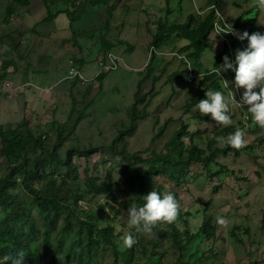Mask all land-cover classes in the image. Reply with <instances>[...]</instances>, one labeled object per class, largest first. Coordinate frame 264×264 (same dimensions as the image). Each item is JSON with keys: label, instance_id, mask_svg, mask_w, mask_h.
Returning a JSON list of instances; mask_svg holds the SVG:
<instances>
[{"label": "rangeland", "instance_id": "1", "mask_svg": "<svg viewBox=\"0 0 264 264\" xmlns=\"http://www.w3.org/2000/svg\"><path fill=\"white\" fill-rule=\"evenodd\" d=\"M82 1L84 0H75L68 4L66 0H54L49 3L31 0L30 7L25 9L16 7L14 15L7 18V9L15 6L12 0H0V80L50 86L59 83L71 66L89 69L91 74L86 70L87 76H93L97 71L96 63L106 52L103 42H114L119 39L116 37L117 34L124 35L126 32L124 30L128 26L123 25L125 17L135 16L146 6L145 0L140 2L116 0L114 7L121 11L116 15L118 17L116 22L120 20V23L110 24L108 27L106 8L104 12L102 8L97 10L86 8L83 19L73 27L64 16L58 17L53 24L43 23L48 14L55 15L67 9L79 12L74 4ZM207 1L194 0L186 4L182 3L183 0H161V4L155 7L154 17L147 15V11L145 15L149 20L144 15L139 16L144 20L139 18L133 20L135 25H138L137 21L148 20L147 25L140 30L128 28L129 32L139 31L147 34L148 38L144 42L131 38L132 43L136 44L133 50L122 49L124 46H120L116 51H120L123 56L124 66L106 74L101 83L95 80L87 86H78L63 82L49 94L27 90L20 95L0 97V129L7 133L17 129L21 124H26L24 137L17 149L22 153L18 163L20 165L24 162L31 163L40 156L42 149L36 145L39 138L47 151H52L59 145V156H64L66 150L72 146L99 147V152L89 158L83 156L72 158L73 165L80 175L76 176L78 184L81 186L86 182V173L89 178L101 182L111 177L112 190L107 199L113 205L118 203L122 206L123 199L127 198L126 186L130 184L129 179L133 172L128 170L122 158L114 155L110 148L118 134L129 126L128 111L135 103L137 84L143 81L144 74H147L150 68L147 49L152 34L157 32L161 24H184L190 16L201 19L200 17L207 13ZM219 12L229 22L230 28L235 26L243 14H251L249 20L256 18L255 26L264 31V11L251 6V1L222 0ZM191 14H195L196 17ZM224 37L227 38L231 45L230 51L233 52L232 40L225 35ZM224 37L212 34L207 39L209 51L201 60L203 71L213 67L212 58L223 51L226 44ZM132 43L127 45L133 46ZM186 43L184 40L172 38L162 50L165 53L176 52ZM10 60L16 65L6 71L3 79L1 78L3 63ZM192 62L199 68L198 62ZM204 62L206 63L203 64ZM182 67L181 62L168 57L153 61L149 77L153 80L161 75L153 88L158 96L147 110V117L139 121L134 135L126 139L128 148L122 142H118L119 148L116 147V152L120 154L125 147L128 154L139 155L144 161V168H140L142 173L147 171L151 163L157 168H162L164 158V162H170L167 168L171 170L180 160L178 153L175 152L179 137L176 140V135L186 123L185 120L195 124L192 128L197 130L194 132L196 133L194 145L205 150L207 154L227 146L219 138H226L237 129H242L245 133V145L241 147L243 151L240 154L236 155L233 151L225 157L220 155L211 164L194 163L193 166L186 168L182 166L181 173L177 177H172L174 180L166 175L152 176L151 190L159 192L161 196L170 192L179 203L180 210L176 220L182 234L187 229L193 235L198 234L208 209V216L213 218V224L218 228L217 237L208 241L199 236L185 252H181L172 237L154 239L143 233H136L140 240L139 245L126 248L122 245V239L128 231V217L127 212H122L121 218L113 220L115 226L124 225L119 233L118 255L110 248H102L97 253L98 259L90 264H264V128L255 123L243 127V122H237L238 125L231 124L234 125L233 131H224L226 126L217 127L216 122L199 124L196 118L202 120V117L198 111L189 117L191 113L186 109L197 100L201 91L221 93L222 91L214 87L205 88L202 85L198 87L199 83L192 86L179 83L174 74ZM150 90L151 82H142L143 94H148ZM143 109L144 105L138 106L139 111L142 112ZM17 131L18 129L15 134ZM28 133H31V136ZM217 133L218 136L215 135ZM180 141L185 150L182 153L186 154L191 144L190 139L188 136H182ZM1 149L0 145V177H3L7 170L2 166L5 157L1 154ZM51 168L48 165L47 172H50ZM32 183L40 182L36 179ZM134 183L138 185L137 180ZM10 194L16 201L26 203L32 210L29 224L23 227L31 234V248L36 263H39L44 254L43 221L35 208L33 198L23 186L14 183L10 187ZM101 199L92 200L86 196L88 203L84 202L81 205L87 206L88 210L85 212L98 211L103 202ZM217 217H224L228 221L227 225H218ZM174 222L160 223L157 230H165ZM185 222L189 223V227ZM61 225L60 221L58 228ZM57 233L53 225L49 240L52 251L45 257V263L50 264V258L58 257L60 260L57 258L56 264H69V258L72 257L70 252L61 253L57 250ZM75 239L76 236H69L67 245ZM53 251H56V255Z\"/></svg>", "mask_w": 264, "mask_h": 264}, {"label": "trees", "instance_id": "2", "mask_svg": "<svg viewBox=\"0 0 264 264\" xmlns=\"http://www.w3.org/2000/svg\"><path fill=\"white\" fill-rule=\"evenodd\" d=\"M45 3H49L54 0H43ZM75 0H66V3L71 4ZM189 4L194 2V0H183ZM251 1V0H246ZM114 2L116 0H84L78 4H74L79 9V12H73L71 10L60 11L55 15L48 14V16L43 20V23L53 24L58 20V17L64 16L69 21L70 25L73 27L75 24L79 23L86 14V8H104L107 9L106 15L108 22L106 27L110 25V21L113 18L114 14ZM135 2V0H133ZM140 2V1H139ZM15 8L7 9V18L14 15L16 12V7L18 8H28L31 6V0H12ZM161 4V0H153L151 3L146 4L138 13L140 15L146 16L149 20V16L154 17L153 15L155 7ZM222 4V0H208L206 3L207 13L205 16H201V19H196L193 16H190L186 23L184 24H172V25H160L157 32L152 34L150 39V46H156L158 48L164 47L168 40L172 38L177 40H184L187 43L181 47L178 52L179 56H174L176 61L181 62L183 67L178 73L174 74L177 81L181 84H188L189 86L199 83L198 87L202 85L205 88H217L225 92V101L229 103L230 106V115L232 119L231 124L238 125L237 122H243L245 127L246 125H253L254 122L251 119L249 113H247L246 108L242 109L238 105L231 103L229 96V89L224 86L223 81L230 80L235 81V71L228 70L227 72L221 73L220 77L215 73V66H220L223 64V58L230 55V45H225L224 50L218 53L215 57L212 58V65L214 70L210 72V68L207 69L208 75H204L203 80H200L199 77L196 78L192 83L188 82V64L187 59L191 61H196L199 64V68L194 65L198 70H202L203 65L201 59L204 54L208 51L209 45L207 39L211 37L215 30V24H219L222 27H226L229 24L228 21L219 20L217 17V10ZM208 5V6H207ZM148 11L147 15L145 13ZM194 15L195 14H191ZM251 14H243L236 22L234 29L241 30V34L247 32L249 35L259 32L264 34V31L259 30L255 26L256 18L249 20ZM132 15L125 17L127 20L131 18ZM196 17V16H195ZM203 17V18H202ZM139 19L144 20L143 17ZM148 20L138 21V25H135L138 30H140L144 25H147ZM141 24V25H139ZM144 35V34H143ZM117 39L114 42L104 41L103 45L106 52L111 51L117 45H127L128 43L125 40L121 39V34H117ZM145 39L148 38L147 34L144 35ZM232 39V45L234 47L233 57L229 60L235 61V56L237 51H243L247 48L248 40L245 39L244 43L246 46L241 45V43L234 38L232 35H229ZM105 52V53H106ZM154 56L151 58L149 63L150 68L144 79L149 77V74L152 72V63ZM233 63V62H232ZM195 64V63H194ZM16 63L12 60L5 61L3 63V75L1 78L4 79L6 71L15 66ZM235 67V63H233ZM105 75H102L98 80L103 81ZM155 80H153L154 84ZM28 82L16 83L12 82L13 86L19 87ZM60 83H63L60 82ZM60 83L53 87L55 89ZM73 85H76V82H67ZM75 83V84H74ZM54 85V84H53ZM51 85V86H53ZM201 87V88H202ZM33 86H26L24 91L27 90L34 91ZM52 89V90H53ZM137 92L135 96V103L130 107L128 111L129 126L125 130L121 131L116 139L113 141L110 151L114 155L122 158L123 162L127 165L128 170H132L133 175L129 179V185L126 186L127 189V198L123 199L124 204L120 206L118 203L113 205L111 201H108V197L111 194L113 180L109 177L105 182H101L98 179L89 178L87 173L86 182L82 183L81 186L78 184V179L76 176L79 175L78 169L73 165L72 158L74 156H83L89 158V156L99 152V147L94 145H89L85 147L72 146L66 150L64 156H59L58 148L59 145H56L52 151H47L44 148V144L40 142V138L36 140V145L40 146L42 151L39 157L35 158L31 163L24 162L23 165H20L22 153H19L17 149L20 147L22 139L24 137V127L26 124H21L17 127L18 131L15 134L14 130H10L7 133L3 132L0 129V145L2 146L1 154L5 157V163L2 166L7 170V174L3 177H0V208L2 212L0 213V257L10 256L15 257L17 252L23 251L25 258L23 264H46V258L48 254L52 251L49 246V240L52 234V226L54 225L56 231L58 232L57 240V250L61 253L63 251H69L70 257L69 264H90L93 260L98 259V251L102 248H110L112 251L118 255L120 248L117 246L119 240L120 229L124 228L123 224L114 225V221L122 217V212H127V209L133 204L138 206L144 203L143 195L150 193L152 176L154 175H166L172 177H177L181 172L180 168L184 166L191 167L194 163H205L211 164L216 160L220 155L223 157L229 155L230 152L235 151L236 155L240 154L243 149L232 148L223 146L213 150L210 154H207L205 150L200 149L195 146V137L194 136L197 130H192L195 125L193 122L185 120L186 123L181 127L180 132L176 135L177 144L175 147V152L178 153L180 160L172 166L171 170H168L170 162H164L162 168H157L156 165H149V168L146 172L142 173L140 168H144V161L141 160L139 155L134 154L130 155L127 153L126 148H128L127 138H130L134 135L138 128L137 122L139 118L142 120L147 117V110L152 106L155 93L153 87L147 95L140 96L141 92V81L138 84ZM243 89L241 93L243 94ZM1 96V95H0ZM158 96V94H157ZM2 97V96H1ZM202 99H206L205 91L200 92V96L197 97L190 107L186 109L187 112L191 113L189 117L194 114L196 111V105ZM139 105H144L143 111L138 110ZM192 108H194L192 110ZM74 110V109H73ZM192 110V111H191ZM202 120H199V124H209L216 122L209 117V115H201ZM247 117V119H246ZM217 123V122H216ZM228 125L223 130L224 131H233L234 125ZM188 126V127H187ZM219 127V125L217 126ZM190 134H188V132ZM31 136V133H28ZM218 136V133L215 134ZM188 136L190 139V146L187 148L186 154H183L185 150L183 149V144L180 141V137ZM125 140V141H124ZM118 142H122L125 147L123 151L118 154L116 152V147ZM185 156V157H184ZM158 157L156 158V160ZM48 165L51 166V171L47 172ZM46 171V173H45ZM58 172V173H56ZM38 180L39 184H34L32 181ZM138 181V185H135V181ZM16 183L17 185L23 186L25 191L33 198V203L39 214V217L43 221L44 226V254L41 257L39 263H36L34 252L31 248L30 237L31 234L26 231L23 226L29 224V220L32 218L31 208L23 202L16 201L10 194V187ZM159 193V192H158ZM160 194V193H159ZM86 196L90 199L102 198L104 201L100 206L98 211H81V203L86 202ZM91 201V200H90ZM86 206V205H85ZM87 207V206H86ZM106 210V211H105ZM108 211V213H107ZM207 215H205L204 222L199 230L198 234L193 235L189 229H187L184 234L178 228V221L176 220L173 224L168 225L165 230H157V226L153 229L156 233L153 236L154 239L163 237H172L175 245L179 248L181 252H185L186 249L192 245L195 240L200 236L202 239L208 241L214 240L217 237L218 228L213 224V218L208 216V209L206 210ZM111 215H113L111 217ZM183 221L184 218L182 217ZM76 220V222H75ZM62 222V225L58 228L59 222ZM180 221V219H179ZM187 227L189 223L185 222ZM71 235L76 236V239L70 244L67 245V238ZM137 243L133 246H137L140 243L139 237L134 233ZM132 247V248H133ZM56 255V251H53ZM53 257V256H52ZM57 257L50 258V264H56ZM117 261V260H116Z\"/></svg>", "mask_w": 264, "mask_h": 264}, {"label": "clouds", "instance_id": "3", "mask_svg": "<svg viewBox=\"0 0 264 264\" xmlns=\"http://www.w3.org/2000/svg\"><path fill=\"white\" fill-rule=\"evenodd\" d=\"M145 1H146V4H149L153 0H145ZM251 6L259 8L260 10L264 11V0H251ZM113 14L114 16L111 19L110 24L118 25L120 23V20L116 22V19L118 18L116 16L117 15L116 10H114ZM216 14L219 20L226 21L222 17V13L219 12V10H217ZM125 22L123 23V25L125 24ZM129 24H131V22H129ZM214 28L215 30L213 34H215L216 37L217 36L224 37V35L229 37V35H232L234 38H236L241 43V45L242 43H244L245 39L248 40L247 48L243 51H237L236 56H235V61L234 60H232L231 62L229 61L234 55L232 51H229L230 52L229 58L225 56L223 58V64L218 67L215 66V73L220 77L221 73L227 72L228 70L235 71L234 83L231 80H230V83L228 81L222 80L226 89L227 88L229 89L228 93L230 96L231 103L238 105L242 109L246 108L247 113L250 114L252 121L255 124L259 125L261 128H264V34H261L259 32L253 33L251 35H249L247 32H244L243 34H241V30H237L232 27L230 28L229 24H227L226 27H222L219 24H215ZM125 31L126 30H124V32ZM134 33H136V36H140V35L144 36L142 33H139V31L134 32ZM123 36L124 35L121 34L122 40H125L127 43H132L131 40L124 39ZM142 40L144 42L145 39H142ZM225 42H226L225 45H230L227 42V38H225ZM132 45L133 46L118 45L117 47H115L114 51L113 50L107 51L105 54H103L102 57L99 59V61L96 63L97 71L93 76L91 77L87 76L86 70H89V69H84L78 66H71L67 75L60 82L62 81L63 82H76V85L78 86L79 85L87 86L88 84H90L91 82L95 80L101 83L102 81L98 80L100 76L106 75L109 72L118 70L119 68L124 66L123 56L120 54V51H116V50H118L120 46H124V48L122 49L133 50L136 47L135 46L136 44L132 43ZM243 46H246V45H243ZM162 48L163 47L158 48L156 46H150V43H149V47L147 49L148 54H149V60H148L149 63L153 56H154L153 61H155V59L164 58V57L174 59V56H179L182 58L181 55H178L179 54L178 50L172 53H165L163 52ZM186 60L188 64V75H187L188 79L187 80L189 83H192L198 77L200 80H203L204 75H208L207 69L203 71L204 68H202V70L197 71V69L194 67L193 62L187 58ZM232 62L235 63V67L233 66ZM205 63L206 62H204L203 64ZM192 64H193V67H192ZM213 70H214V67H211L210 72ZM88 74H91V70L88 71ZM145 76L146 74H144L142 78L143 81H141L140 96L147 95V94H143L142 82L150 81L151 89H152V87L154 88V85L156 84V82L161 78V75H160L158 79H153L155 80L153 84L152 78L148 77L144 79ZM139 83L140 82H138V84ZM9 84H10L11 90L8 87ZM57 84H54L53 86L51 85L41 86V85H37L34 83H27L22 86L15 87L13 86L12 81L0 80V95L2 97L6 95L7 96L20 95L25 92L24 88H26V86L28 85L33 86L35 88L34 89L35 92L42 93V94H49L52 91L53 87L56 86ZM138 84H137V87H138ZM241 89L244 90L243 94L241 93ZM137 90L138 89H136V91ZM221 91L222 93L219 91L205 92L206 99L200 100L198 104L196 105L195 110L198 111L202 116L210 114L212 119L215 120L219 126H228L232 123V119L230 115V106H229V103L225 101V97H224L225 92L223 90ZM153 93H155V97L153 99L154 101L157 97V92L154 91ZM135 96H136V93L134 95V99H135ZM139 121H141L140 118H139ZM139 121L137 122V124L139 123ZM244 136H245L244 131L242 129H237L234 133L230 134L228 137L226 138L221 137L219 139H221L226 145L232 148L239 149L245 145ZM101 200L103 202L107 201L104 199H101ZM143 201L144 203L142 205L138 206L137 204L133 203L127 209V217H128L127 229L128 231L125 232L123 239H122L123 247L132 248L137 243V239L134 233H143L148 237L155 236L156 233L153 231V229L158 224L172 223L176 220L179 214V210H180L179 203L177 202L175 196L170 192L161 196L158 192L151 191L150 193L143 195ZM85 210H88V208L83 205L81 207V211H85ZM216 222L220 226H226L228 223V221L224 217H217ZM24 258H25L24 252L19 251L17 252L15 257H10V256L0 257V264H23ZM58 259L60 260V258Z\"/></svg>", "mask_w": 264, "mask_h": 264}, {"label": "crops", "instance_id": "4", "mask_svg": "<svg viewBox=\"0 0 264 264\" xmlns=\"http://www.w3.org/2000/svg\"><path fill=\"white\" fill-rule=\"evenodd\" d=\"M140 0H135V2H139ZM116 10V12H117V15H119L120 13H121V11H120V9L119 8H116L115 9ZM139 16H140V14L138 13V14H136L135 16H132L131 18H128L127 20H126V22H125V24H129V22H131V24H129L128 26H127V28H125L126 29V32H125V34H124V39H129V40H131V38H134V39H140V40H142V39H145L144 38V36H142V35H140V36H136V34H134V32H129L128 31V28L129 27H131L132 29L133 28H135V23H133V20H135V19H138L139 18ZM116 19V18H115ZM114 19V20H115Z\"/></svg>", "mask_w": 264, "mask_h": 264}, {"label": "built area", "instance_id": "5", "mask_svg": "<svg viewBox=\"0 0 264 264\" xmlns=\"http://www.w3.org/2000/svg\"><path fill=\"white\" fill-rule=\"evenodd\" d=\"M9 89L11 90L10 84L8 85Z\"/></svg>", "mask_w": 264, "mask_h": 264}]
</instances>
